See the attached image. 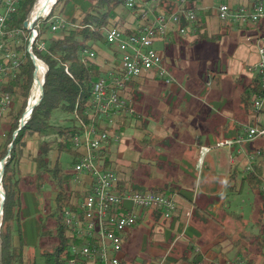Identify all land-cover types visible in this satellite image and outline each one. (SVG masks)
Listing matches in <instances>:
<instances>
[{"label": "crops", "instance_id": "1", "mask_svg": "<svg viewBox=\"0 0 264 264\" xmlns=\"http://www.w3.org/2000/svg\"><path fill=\"white\" fill-rule=\"evenodd\" d=\"M197 2V9L206 12L211 10L214 0ZM209 2L211 6H208ZM216 6L212 15L205 17L207 25L205 30L199 33L195 29L192 33L190 31L187 35H182L177 27H172L166 39H160L155 43V49L164 57L165 65L174 75L172 77L175 82L167 83L155 72L132 82L129 97L136 114L126 119L120 133L123 132L124 135L131 132L134 135L125 143L122 141L111 143L110 147L111 166L116 167L123 183L128 187L142 191L164 192L175 197L178 211L170 221L164 223L157 220L154 212L146 213L142 221L150 216L155 224L160 225L155 233L162 235L157 242L164 245L174 241L171 231L182 230L183 236L172 249L173 252L179 246L175 250L177 251L175 260L179 261L178 264H188L185 259L192 254L201 255L202 260L199 264L210 262L228 264L240 257L245 259L241 247L237 248L231 241L233 237L231 229L225 226L222 230L220 227L213 235L202 237L205 229L200 225L190 224L189 220L193 218L195 212L209 214L208 211H221L231 194L226 186L234 169L239 167L242 171L253 170V167L251 170L249 168L247 156L264 147V140L261 139L243 146L228 145L229 141L237 140L242 135L245 126L256 124L258 121L264 124V118L257 120L253 116V109L248 111L241 103L243 86L250 85L257 78L249 74L247 68L259 61L258 41L262 40L261 44L264 45V23L235 27L219 19L217 13L219 5ZM147 19L151 20L152 16ZM146 20L144 16L131 18L130 26L138 28L146 23ZM203 33L209 37L225 36L221 39L205 40L200 38ZM227 40L229 41L226 43ZM157 44H160L161 50L157 49ZM201 47L207 53L196 56L194 48ZM212 52H220L222 57L225 52H231L228 70L221 66L223 72L214 82L208 78L209 90L183 91L184 82L176 77L173 71L184 70L189 76L194 61L204 63L202 68L210 71L213 67V56L210 54ZM99 54L106 74L112 67L113 52L109 47H104L99 49ZM135 97L140 99L137 107L134 105ZM138 147L140 150H137ZM207 149L210 151L207 152ZM145 158L146 162L143 161ZM263 160L262 157L256 164ZM141 167L143 171L132 175V171ZM153 167L156 168L155 173L153 172V176L149 178ZM126 168L129 169L127 173ZM83 182L87 183L88 180L83 179ZM72 185L74 189L83 193V185L76 183L75 180L72 181ZM203 221L208 225L211 223L207 219ZM258 230L255 237L261 239L260 231L263 229L259 227ZM131 232L132 230L126 235L128 238L125 237V241L129 239ZM26 248L27 256L29 253L28 247ZM239 250L242 256L237 255ZM168 254H164L163 260L167 259ZM158 256L163 257L160 253L157 258ZM250 258L254 259V264H264V251L259 250L258 246L256 252L250 253Z\"/></svg>", "mask_w": 264, "mask_h": 264}, {"label": "built area", "instance_id": "2", "mask_svg": "<svg viewBox=\"0 0 264 264\" xmlns=\"http://www.w3.org/2000/svg\"><path fill=\"white\" fill-rule=\"evenodd\" d=\"M16 1L5 0L0 13V84L16 78L24 63L23 56L14 48L23 43L30 49L34 48L39 35L34 24L28 31L9 28V22L15 14ZM164 1L156 0L155 3L159 6ZM168 1L173 3L174 11L170 14H156L147 9L144 12L145 20L149 18L147 15L152 16V19H147L137 33L127 34L115 26L106 29L107 43L118 51L119 58L113 55L112 67L95 84L93 98L86 104L85 109L81 110L77 103L71 115L75 128L73 147L78 159L73 168L74 180L83 185L84 190L77 211H67L66 225L69 227L70 236L86 241V244L70 248L73 258L68 264H122L125 236L137 225L140 218L148 212H159L162 214L161 222L165 223L178 211L174 196L151 190L134 191L123 183L115 170L105 164V155L111 143L121 142V120L136 114L129 98L130 84L152 72L167 83L175 82L165 65L164 57L155 49V43L166 39L172 27H177L182 35H187L190 31L192 33L196 29L197 11L191 5L194 0ZM140 2L141 0H126V6L133 9L140 5ZM217 13L222 22L232 25L264 23V3L237 7L222 4ZM54 20L53 32L78 28V25H73L64 17L56 16ZM183 23L187 25L183 26ZM21 35L25 37L24 41L19 38ZM258 42L259 61L247 68L249 74L258 77L263 90L262 95L253 102V116L257 120L264 118V45L261 44L262 40ZM43 50L45 46L39 45L38 51ZM36 57L32 55V62ZM82 57L84 61L94 60L96 52L84 50ZM34 66L33 84L40 70L39 67L36 71V65ZM66 73L71 75L67 67ZM32 93L31 90L30 96ZM13 104L14 100L10 94L0 96V119L13 108ZM259 139L264 140V124L260 121L245 126L242 135L237 140L229 141L228 145L243 146ZM206 151L209 152L210 149ZM261 158L260 149L247 156L250 170ZM83 179L88 182L84 183ZM122 185L126 186L124 192L121 191ZM164 260L161 264H164ZM231 264L247 262L238 261Z\"/></svg>", "mask_w": 264, "mask_h": 264}, {"label": "trees", "instance_id": "3", "mask_svg": "<svg viewBox=\"0 0 264 264\" xmlns=\"http://www.w3.org/2000/svg\"><path fill=\"white\" fill-rule=\"evenodd\" d=\"M152 1L144 0L143 2L151 3ZM196 1L194 0L191 5L197 11L195 27L200 33L207 27L205 17L212 15L213 12L211 10L200 12L195 5ZM243 1L251 5L264 3V0ZM35 2L36 0H23L21 2L18 13L10 23L12 28H23ZM3 3L4 0H0V11ZM154 6L155 4L152 5V8L156 14L161 12L170 14L175 8L173 3L168 0H165L159 7L154 8ZM139 13L140 7L136 6L130 9L126 6V0H60L57 2L52 9L51 16L60 15L73 25H78V28L54 34L52 33L53 22L47 21L42 25L40 41L46 44V51H38L34 45L33 52L49 68L43 88L44 95L39 106L34 109L31 120L17 135L15 132L19 129L33 87L35 66L28 53L26 43L14 48L23 54L24 63L16 78L0 84V96L10 94L14 100L13 108L2 118L7 124V131L0 138V163L10 155L4 168L2 180L6 198L3 224L0 231V264H29L30 261L28 262L26 259L25 248L28 247L29 249L32 246L27 239V230L25 235L20 237L19 245L14 243L13 224L16 219L19 221L18 209L21 206V190L24 185H33L40 193L50 175L54 177L51 182H56L59 192L56 198V207L45 220L48 222L52 220L56 225L55 235L52 231L46 233L49 239L56 241V244L52 249L42 251L41 256L45 258V264H68L73 258L70 248L74 245L86 244V241L70 236L69 227L65 223L66 211H77L83 196L80 191L71 186L72 177L63 172L59 160V156L63 153H67L71 157L76 156L73 147L74 122L70 127L57 128L50 124V120L52 113L56 110H63L72 115L77 103H79L81 110L85 109L87 102L92 98L95 84L105 76L99 49L109 47L113 55L119 58L118 51L107 43L106 29L115 26L127 34L137 33L142 25L138 28L130 25L131 18H136ZM138 16L142 18L143 15L139 14ZM185 25L187 24L183 23V26ZM224 36L209 37L203 33L200 38L216 40ZM84 50L95 51V59L89 60V62L84 61L85 59L82 57ZM66 67L71 75L66 73ZM262 93L263 90L257 77L250 85L243 86L242 107L248 111L253 109L255 98L261 96ZM125 122L126 118L121 120L120 130L124 128ZM51 134L56 135L54 139L49 138ZM10 145H12L11 150L9 149ZM259 149L264 158V147ZM52 152L58 154L54 165L50 160ZM111 156V148H109L105 155V164L108 167L111 166ZM24 163L32 165L35 170L24 174L22 170ZM74 164L75 161L73 160L69 163L71 168ZM263 171L264 160L253 164L251 171H242L239 167L235 168L226 186L228 192L231 194L241 193L244 185L248 184L253 192L258 191L263 195ZM126 186L122 185L121 191H126ZM132 190L142 192V190ZM160 193L164 194V192ZM155 216L157 220L162 218L161 213H155ZM141 221L142 218L138 220L137 224ZM42 225H45L44 222L37 228L39 229ZM161 228L164 230V226ZM259 240V250L264 251V234ZM237 255L242 256V252L239 250ZM245 259L248 264H254V259L250 258V254ZM201 260V255L193 256L192 254L185 259V262L199 264ZM125 261L126 257H124L122 264H126ZM178 262L176 261L175 264ZM209 264L218 263L210 262Z\"/></svg>", "mask_w": 264, "mask_h": 264}, {"label": "rangeland", "instance_id": "4", "mask_svg": "<svg viewBox=\"0 0 264 264\" xmlns=\"http://www.w3.org/2000/svg\"><path fill=\"white\" fill-rule=\"evenodd\" d=\"M22 1L23 0H21V2ZM37 1L38 0H36L31 12L28 15L27 20L25 21V22H28L27 27H24L23 25V28L17 29V28H12L10 26V23L13 17L18 13L17 12L12 17L11 21L9 22V28L28 31L31 29V26L34 24L36 26V29L39 32V35L35 40V46L37 50H39V45H44L45 50L43 51H46V44L40 41L41 27L47 21L54 23L55 22L54 18L60 15L51 16L52 9H53L52 8L50 13L46 15L47 17H43L42 15L38 20H36L35 22H32L30 19V15L32 14L33 9L35 8ZM59 1L60 0H58L57 2ZM143 1L144 0H141V2L139 3L140 5H138V7H140L139 14H142L143 16L145 15L144 12L147 9H151V11L154 12L153 8L151 7L153 4H155L154 8L160 6V5L159 6L156 5L155 3L156 0H153L151 3H145ZM196 3L198 5L197 1L195 2V5ZM222 4H229L234 7L241 6V5L242 6L251 5V4L245 3L243 0H214L211 11L212 12L215 11V8L217 7L216 5L220 6ZM208 6H211L210 2L208 3ZM138 15L136 17H138ZM147 16L149 17L150 15H147ZM38 24H39V27H37ZM53 26H52V33L54 34L66 31V30H62L60 32L59 31L53 32ZM234 26L241 27L237 25H234ZM19 38L23 41L25 39L23 35L19 36ZM228 41L229 40H227L226 43ZM204 44L216 45L215 43H204ZM156 46L158 50L162 49L160 48V44H157ZM206 53L207 52L204 50L203 47L197 48V49L194 48V54L196 56L197 55L201 56ZM210 54H212L213 56L212 57L213 67L211 68L210 71H206L207 68H205L206 70L202 68L204 67V63L199 64V63H195V61L192 65V70H191L192 72L189 76L186 75L184 70L182 71L178 70L177 72L173 71V74H175L176 77L180 78L184 82L183 89H182L183 91L192 92V91L209 90V87L207 84L208 78H210V81L214 82L215 78L220 76L221 72H223V70L220 69L221 66L227 68L228 70V67H229L228 59L230 58L231 52L229 53L225 52L223 57L221 56L220 52H214V53L212 52ZM36 60H37V65H38V62H40V60L37 57H36ZM46 68H47L46 72H48L49 68L47 65H46ZM34 85H35V81L31 89L32 92L34 90ZM214 87H216V83L214 84ZM43 95H44V91H43ZM43 95H42V98H43ZM136 97L134 100L135 107L138 106V103L140 101V99ZM128 117H132V116H127L126 119ZM50 124L57 128L70 127L73 124L72 116L69 113L64 112L63 110H56L52 113ZM141 129H143L142 126H141ZM6 131H7V124L5 123L4 119H0V138ZM119 135L121 137L120 141L125 143L126 140H130V137L133 136L134 133L128 132L123 135V132H122ZM55 136L56 135L51 134L49 138L54 139ZM10 146H9V149H10ZM137 150H140L139 147ZM74 151L76 152V150ZM57 156L58 154L56 152H52L50 155V160H52L51 162L53 165L57 159ZM113 158H115V153H114ZM59 160L62 164L63 172L70 174L72 177L71 181H74L75 176H74L73 168L78 162L77 157L75 156L71 157L67 153H63L59 156ZM72 160L75 161V164L71 168L69 163ZM146 160L147 158H145V160L143 161L146 162ZM143 161H140V162L143 163ZM126 166H128V164H126ZM22 168H23L24 174H27L28 172L35 170L32 165H29V164L27 165L25 163ZM109 168H112L113 170L116 171L115 169L116 167L113 168L112 166H110ZM154 168L155 167H153V169L151 168V174H150L151 176L148 175L149 178L153 176V172L156 169ZM128 170L129 169L126 168V173L128 172ZM141 171H143L142 167L139 170L132 171V175H137ZM46 177H48V175H46ZM53 178L54 177L52 175L49 176L48 178L49 180L45 183V186L42 188V191L40 193L37 192V190L35 189L33 185L32 186L24 185L21 190V195H20L21 196V206H20V209H18L19 221L16 219V221L13 224L14 243L16 245H19L20 237L25 235V232L27 230V236H28L27 239L31 243V246H32L31 248L28 249L29 254L27 255V258H26L28 262L30 261L29 264H45V258L41 256L42 251L44 249L50 250L53 248L54 244H56V241H54L53 239H49L48 236L46 235V233L49 231H52L54 235L56 234L55 233L56 231L55 222L52 220H49V222L48 220L45 221L46 218L49 217V215L52 213V211L56 207V198L59 192V187L56 184V182L54 183L51 182L53 181ZM71 186H73L72 182H71ZM263 187H264V175H263ZM0 197H1V191H0ZM208 212L209 214L204 213V212H195L193 218L189 220L190 224L192 223L197 224L205 229V233L201 234L202 237L205 235H213L215 232L219 230L220 227L222 228V230H224L226 226L228 229H231V231L233 232L231 235L233 236L231 241H233V243L235 244L237 248H239V246L241 247V250L245 256H247V254H250L251 252L257 251L260 240L256 239L255 235L258 234L259 227L264 230V195H260L258 192H253L252 189L249 187V185L245 184L241 193L229 194L227 202L225 203L221 211L219 212L208 211ZM156 213H159V212H156ZM206 219L207 221L210 220L211 223L209 225L208 223H203L204 222L203 220H206ZM42 222H44L45 225L40 226L38 229L37 226L41 225ZM153 227L155 229H153ZM159 227L160 225L158 223L155 224V221L151 219L150 216H148L146 217V219H144L139 224H137L135 228L132 229V232L129 235V239L124 242V252L126 255V261H125L126 264H161L163 262L164 256L167 253H169L168 254L169 258L167 257V259L165 260L166 261L165 264H175L176 262L175 252H177L175 250L179 246H177L173 252H172V249L174 245L177 243V240H179L183 236L182 230L181 231H171L174 236V241L172 242L170 241L169 245H164V244L157 242V240L162 236V235H158L157 233H155L156 228H159ZM263 230L260 231L261 235L264 234ZM249 236L250 238H248ZM243 241L245 242L242 243ZM235 246H234V249H236ZM26 249L27 248H25V251ZM158 253L163 255V257L158 256L159 258H162L160 260L159 258H157ZM238 261L246 262V259H244L243 257H240L238 259H234L231 263H235ZM231 263H228V264H231Z\"/></svg>", "mask_w": 264, "mask_h": 264}, {"label": "bare ground", "instance_id": "5", "mask_svg": "<svg viewBox=\"0 0 264 264\" xmlns=\"http://www.w3.org/2000/svg\"><path fill=\"white\" fill-rule=\"evenodd\" d=\"M57 1L58 0H38L35 8L32 11V14L30 15L31 21L35 22L42 15H43V17H47L46 15H48L50 13L51 9L57 3ZM20 2H21V0H17L15 3V14L18 12ZM27 47H28V49H27L28 53L30 54V57L32 58V55H35L33 52V48L30 49L29 46H27ZM21 55L23 56V54H21ZM38 65L40 67V70L37 73V78L35 81L32 96L30 98V103L27 106L28 108L25 111L24 116H25L26 120L30 117L31 111L40 103L42 95H43L42 84L44 83V77H45L47 68H46V64L41 62V61L38 62ZM92 95H94V88H93ZM89 102H87V103H89ZM1 174H2V170L0 171V175ZM2 198H3V196H2ZM66 217H67V211L65 213V223H66ZM1 221H2V215L0 213V223H1ZM0 231H1V226H0Z\"/></svg>", "mask_w": 264, "mask_h": 264}, {"label": "water", "instance_id": "6", "mask_svg": "<svg viewBox=\"0 0 264 264\" xmlns=\"http://www.w3.org/2000/svg\"><path fill=\"white\" fill-rule=\"evenodd\" d=\"M28 26V22H25V24H24V27H27ZM33 62H34V64L36 65V71H38L39 70V66L37 65V60L36 59H34L33 60ZM45 84V83H44ZM42 91H43V87H42ZM32 96V95H31ZM31 96H30V98H31ZM30 98H29V100H28V105H29V103H30ZM42 100V99H41ZM41 102V101H40ZM40 104V103H39ZM39 104L37 105V106H39ZM27 105V106H28ZM36 106V107H37ZM35 107V108H36ZM28 108V107H27ZM26 108V109H27ZM34 108V109H35ZM34 109L31 111V114H30V117L26 120V118H25V116H23V118L21 119V121H20V125H19V129L16 131V135L18 134V132L21 130V129H23L26 125H27V123L31 120V118H32V115H33V111H34ZM25 115V114H24ZM12 149V145L10 146V150ZM10 158V155L6 158V159H4L1 163H0V171L2 170V174L0 175V191H1V197H0V213H1V215H2V221H1V223H0V226L2 227V224H3V215H4V203H5V198H6V196H5V192H4V190H2L3 188H2V186H3V184H2V180H3V177H4V168H5V166H6V164H7V161H8V159ZM2 196H3V198H2Z\"/></svg>", "mask_w": 264, "mask_h": 264}]
</instances>
